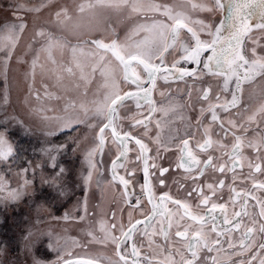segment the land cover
<instances>
[{"label": "snow or ice", "instance_id": "snow-or-ice-1", "mask_svg": "<svg viewBox=\"0 0 264 264\" xmlns=\"http://www.w3.org/2000/svg\"><path fill=\"white\" fill-rule=\"evenodd\" d=\"M51 7L16 2L0 23V203L37 177L67 195L58 157L82 156L83 201L53 217L80 236L48 232L55 259L33 264H264V0H82L59 6L16 54L25 17ZM14 55L29 64L25 103L37 102L43 136L63 137L45 141L43 164L9 130L30 132L6 107Z\"/></svg>", "mask_w": 264, "mask_h": 264}, {"label": "rangeland", "instance_id": "rangeland-1", "mask_svg": "<svg viewBox=\"0 0 264 264\" xmlns=\"http://www.w3.org/2000/svg\"><path fill=\"white\" fill-rule=\"evenodd\" d=\"M16 2L36 4L39 3L40 0H0V23H2L5 19L9 21H13L15 19L12 11L8 8V5ZM50 2L53 7L45 9L38 17L33 15L25 17L28 22V27L21 36L16 54L22 55L27 51L28 45L32 42L34 28L37 25H44L50 21L52 19V15L59 6L66 5L71 8L73 5L82 2V0H50ZM165 2H171V0H165ZM200 15L206 16L207 14L201 13ZM26 59L30 62L31 55L29 54ZM28 69L29 64H18L16 62V56H13L9 65L7 77L10 103L6 107L9 114L15 115L19 120L23 121V124L27 126L24 128L29 129V133L38 136L39 134L31 132L43 131L40 119L32 111V109L37 106V102L29 97L28 102L25 103V98L28 93V80H26V73L28 72ZM44 82L47 83L50 88L55 90L53 87V81L45 80ZM34 87L41 92L43 91L39 72L37 74ZM3 89L4 78L0 75V95H2ZM4 107L5 106L0 105V119L3 118ZM18 128L19 127L14 123L9 126L10 132L14 131V129L19 130ZM29 138H32L31 135H29ZM12 139L14 142L22 143L27 149L31 146L29 143H26L23 136H12ZM47 146L46 142L40 143V146L36 149L37 154L33 156L35 162L41 164L45 162V155L41 151H38V149L40 147L42 148ZM76 156H78V158H75ZM60 157V160L62 161L61 163L65 166V168L70 169L66 180L67 195L58 197L54 189L48 187L47 185H45V192L42 194L43 186L40 183L39 177H37L34 184L29 187L27 194L19 201L9 202L7 204L0 203V242H8V245L12 244L10 248L8 246L6 254H0V262L7 261L8 264H16L17 261L22 263H24V261H33L34 255L36 257H40V255H37L36 253L33 254L35 246L38 242V236H47L48 232L53 233V230L61 226L63 227V224L69 225L67 222L59 219V222L51 221L46 223V219L43 220L42 216L45 215L47 211H54V209H52L54 202L61 198H64V201H60L57 208H60V205L67 204L69 212L75 209L78 201H83L84 192L79 179L80 172L82 171L81 153L77 151L75 154L70 153L65 157L64 154H62ZM67 157H69V164H67L66 161ZM70 158H74V160ZM2 171L3 166H0V172ZM39 171L40 169H37L38 173ZM47 171H51V168H48ZM10 175L12 177V186H16L18 180L15 175V171H13ZM81 190L82 192L80 195L79 191ZM73 198L74 202H72ZM11 208L12 210L9 211ZM50 208L51 210H49ZM34 219H36V222L33 224L32 222ZM68 229L69 230L66 235L69 236L72 229ZM29 232L32 233L31 243H29V240L25 239ZM12 235L13 238L11 237ZM18 243H20L23 249V254L15 256V248Z\"/></svg>", "mask_w": 264, "mask_h": 264}, {"label": "flooded vegetation", "instance_id": "flooded-vegetation-1", "mask_svg": "<svg viewBox=\"0 0 264 264\" xmlns=\"http://www.w3.org/2000/svg\"><path fill=\"white\" fill-rule=\"evenodd\" d=\"M173 91H175V86H173ZM180 94H182V93H177V95H180ZM156 99L159 100L160 97L157 95ZM104 159H105V168L110 167V160H109L108 156L106 155ZM138 177L142 181V173H138ZM79 192H80V195H81L82 190L79 191ZM113 194L115 196H119V194H120L119 193V189H116ZM88 198H89V213L91 214L93 211L97 210L96 209V205H97L98 202H100V192H99L98 189H96L95 186H93L90 189V191L88 192ZM72 202H74V198H73ZM63 205H66V206H63ZM63 205H60V207L61 206L62 207L61 208H56V209H54V211H47L45 213V215L42 216L43 220L46 219V221H45L46 223L51 222V221L59 222L58 219H53V217H62L65 214V212H69L67 204H63ZM49 210H51V209H49ZM77 210L78 209H77V205H76L75 209L72 210L71 212L75 213ZM59 220H62V219H59ZM67 223L69 225L63 224V227L61 226V227L56 228L55 230H53V233H59L61 235H66L67 231L69 230L68 228H71L72 230H71V233L69 234V236H80V229L74 223H70V222H67ZM47 238L48 237L46 235L45 236H42V235L38 236V242H37V244L35 246V250H34L33 254L36 253L37 255H40L39 258H47L49 260H52V259H55V254L51 253L48 250V248H47ZM20 243H18V245H16L15 256H19V255L23 254V249H22ZM76 251L79 252L80 249H77ZM17 259H18V257H17ZM28 260H30V259H28ZM16 264H33V261H29V262H25L24 261V263L17 261Z\"/></svg>", "mask_w": 264, "mask_h": 264}, {"label": "trees", "instance_id": "trees-1", "mask_svg": "<svg viewBox=\"0 0 264 264\" xmlns=\"http://www.w3.org/2000/svg\"><path fill=\"white\" fill-rule=\"evenodd\" d=\"M24 127H27L26 125H24ZM17 129V128H16ZM16 129H14V131H12V133H13V136H17L18 137V135H20V136H23V139L26 141V143H29L31 146H29L28 147V152H27V154H26V157H31L33 160H34V162H35V159H34V155H36L37 154V148H38V146H40V143H43V142H45V141H53V140H59V139H63V137L62 136H60V135H57V136H49V137H44L43 136V131H41V132H34V131H31V132H33V133H36V134H39L38 136H36V135H34V134H31V133H28L29 135H31V137L32 138H29V135L28 134H25V132L23 131V129H21V128H18L19 130H16ZM19 133V134H18ZM28 136V137H27ZM41 137V138H40ZM22 138V137H21ZM68 143L70 144L71 143V141L69 140L68 141ZM41 148V147H40ZM40 148L38 149V151H40ZM33 149H35V150H33ZM68 154H70V153H68ZM68 154H64V157L65 156H67ZM72 156V155H71ZM60 158L61 157H58V160L60 161V162H62L61 160H60ZM68 158L69 157H67L66 158V161H67V164H69V160H68ZM75 158H78V156H76ZM70 159H72V160H74V158H70ZM47 161V157L45 156V162ZM65 161V160H64ZM44 162V163H45ZM43 186V192H42V194L45 192V185H42ZM62 202V201H64V198H61V199H59V200H57L56 202H54V204H53V207H52V209H56L57 208V206L59 205V202ZM62 207V206H61ZM60 207V208H61ZM13 208V207H12ZM12 208L9 210V211H11L12 210ZM51 209V208H50ZM36 222V219H34V221L32 222L33 224ZM26 225H27V223H26ZM12 238H13V235L11 236ZM10 242H11V240H10ZM12 246V244H9V248Z\"/></svg>", "mask_w": 264, "mask_h": 264}]
</instances>
